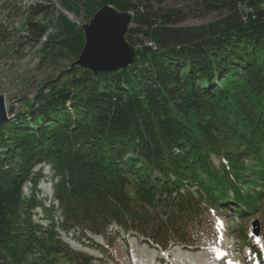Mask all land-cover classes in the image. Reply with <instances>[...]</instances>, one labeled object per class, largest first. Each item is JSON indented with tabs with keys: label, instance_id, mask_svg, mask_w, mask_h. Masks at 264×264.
<instances>
[{
	"label": "trees",
	"instance_id": "obj_1",
	"mask_svg": "<svg viewBox=\"0 0 264 264\" xmlns=\"http://www.w3.org/2000/svg\"><path fill=\"white\" fill-rule=\"evenodd\" d=\"M164 1L99 0L95 7L132 12L141 29H127L129 44L142 34L159 50L138 49L130 65L112 71L71 67L21 111L8 110L0 124V264H93L59 231L106 235L112 224L164 245L171 235L182 239L202 203L230 196L249 210L243 218L258 212L264 10L243 24L237 0H202L206 9L230 14L206 27H179L182 16L160 8ZM26 29L29 41L47 31L34 22ZM75 33L79 53L83 36ZM68 74L75 76L62 81ZM41 164L55 179L56 207L35 198L42 168H33ZM37 205L50 211L45 225L32 219Z\"/></svg>",
	"mask_w": 264,
	"mask_h": 264
},
{
	"label": "rangeland",
	"instance_id": "obj_2",
	"mask_svg": "<svg viewBox=\"0 0 264 264\" xmlns=\"http://www.w3.org/2000/svg\"><path fill=\"white\" fill-rule=\"evenodd\" d=\"M98 2L99 0H0V96H3L7 102L6 110L13 108L15 109L13 113L21 111L26 100L34 99L38 91L47 92L45 88L49 85V80L58 79L71 67L88 69L76 64L83 45L78 53L75 49L76 46L78 47L75 44L77 38L75 32L82 33L84 44V34L80 25L89 22L93 15L92 8ZM235 4L243 24L256 19L257 14L264 10L263 6L258 12L260 6L264 4L262 0L254 3L250 0H237ZM159 7L178 11L182 19L175 23V26L179 27H206L221 22L230 14L226 7L208 10L204 7V3L202 4V0H165ZM154 8H157L155 4ZM120 12L129 14L127 29L130 27L141 29L132 21V12ZM28 22L47 28L45 36L40 41L25 39ZM137 37L135 43L130 44L134 48V55L143 47L152 51L159 50L151 38L142 34H138ZM74 76L68 74L62 81L70 80ZM9 113L12 112L7 113L8 118L11 116ZM212 160L215 165L218 164L215 157ZM40 167L42 177L37 183V191L34 195L37 202L47 208L54 202L52 201L54 181L51 178V170L46 164L35 166L33 171L36 172ZM30 186L29 181L23 183V195H29ZM192 190H195V187H192ZM260 197L258 212L246 214L244 218H240L239 208L229 206L230 202L215 207L202 203L200 209L202 213L198 221L194 220L195 223L189 224L186 228L188 231L186 234L193 243L187 245H192L191 247L178 244L172 235L170 246L162 252L154 244L145 243L143 237L132 232L119 231L115 236L112 232L106 241L89 233L83 236L78 233L62 231L59 233L71 249L90 256L93 264H139V262L152 264L150 263L152 259L158 262L156 258L161 252L164 255L171 254L174 249L186 250L190 254L187 258L184 256L179 258L173 253L176 258L171 254L175 259H179L177 264H264V230L259 229L258 235L251 238L253 244H256L254 246L258 249L259 255L254 253L256 248L253 247V252L250 251L247 246L250 243H240L239 238L241 229L249 230L256 220L260 223L259 226L263 224L264 228V193ZM31 212L32 219L43 225L46 224V216L50 215V211H44L40 205ZM53 215L58 218V211ZM112 228L114 229L115 226ZM170 262L174 264L172 259L166 256L160 264H170Z\"/></svg>",
	"mask_w": 264,
	"mask_h": 264
},
{
	"label": "water",
	"instance_id": "obj_3",
	"mask_svg": "<svg viewBox=\"0 0 264 264\" xmlns=\"http://www.w3.org/2000/svg\"><path fill=\"white\" fill-rule=\"evenodd\" d=\"M129 14L120 12L111 5H102L89 22L81 24L84 44L76 61L77 65L93 71L116 70L132 62L134 48L125 39ZM5 98L0 96V123L7 116ZM252 228L258 233L257 221Z\"/></svg>",
	"mask_w": 264,
	"mask_h": 264
},
{
	"label": "bare ground",
	"instance_id": "obj_4",
	"mask_svg": "<svg viewBox=\"0 0 264 264\" xmlns=\"http://www.w3.org/2000/svg\"><path fill=\"white\" fill-rule=\"evenodd\" d=\"M132 60H133V58H132ZM131 63H132V62H131ZM131 63H130V64H131ZM130 64H129V65H130ZM126 67H127V66H126ZM121 68H125V67H121ZM118 69H119V68H118ZM108 71H112V70H108ZM95 72H97V71H95ZM7 111H8V110H7ZM7 111H6V112H7ZM7 113H8V112H7ZM7 118H8V115L2 120V122L5 121ZM2 122H1V123H2ZM1 123H0V124H1ZM156 259H157V261H158L159 263H162V261H163L162 258H159V257H157Z\"/></svg>",
	"mask_w": 264,
	"mask_h": 264
},
{
	"label": "built area",
	"instance_id": "obj_5",
	"mask_svg": "<svg viewBox=\"0 0 264 264\" xmlns=\"http://www.w3.org/2000/svg\"><path fill=\"white\" fill-rule=\"evenodd\" d=\"M264 4L260 6V8H263Z\"/></svg>",
	"mask_w": 264,
	"mask_h": 264
}]
</instances>
